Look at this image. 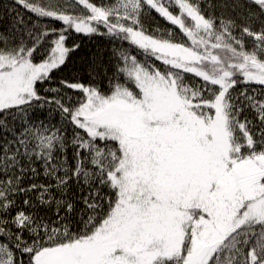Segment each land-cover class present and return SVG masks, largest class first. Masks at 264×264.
Instances as JSON below:
<instances>
[{
    "label": "snow or ice",
    "instance_id": "snow-or-ice-1",
    "mask_svg": "<svg viewBox=\"0 0 264 264\" xmlns=\"http://www.w3.org/2000/svg\"><path fill=\"white\" fill-rule=\"evenodd\" d=\"M0 264H264V0H0Z\"/></svg>",
    "mask_w": 264,
    "mask_h": 264
}]
</instances>
